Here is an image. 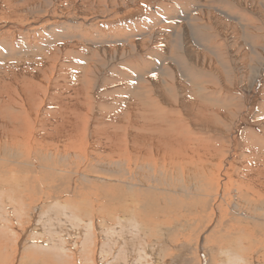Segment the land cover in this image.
<instances>
[{
	"label": "rangeland",
	"instance_id": "obj_1",
	"mask_svg": "<svg viewBox=\"0 0 264 264\" xmlns=\"http://www.w3.org/2000/svg\"><path fill=\"white\" fill-rule=\"evenodd\" d=\"M22 104L39 123L87 121L76 143L66 141L61 149L74 151L69 161L56 159L63 171L89 174L93 167L96 177L116 178L133 167L132 182L144 186L149 178L141 167H165L176 180L182 167H194L196 179L208 170L213 183L223 167L231 170L235 200L245 185L264 184V0H0V105L21 113ZM88 157L95 165L85 164ZM7 159L9 167H18L15 158ZM67 183L63 189L79 186L85 193L75 179ZM69 194L54 198L66 202ZM25 195V201L36 200ZM83 196L72 200L78 204ZM198 198L170 195L167 205L185 212L186 222L164 225L166 244L152 237L142 241L152 249L160 243L163 264L196 260L193 247L208 215L195 213L202 206ZM218 212L210 218L213 225ZM9 216L8 228L15 219ZM22 221L15 223L20 231ZM7 245L5 254L13 253L14 240ZM203 253L199 258L207 264Z\"/></svg>",
	"mask_w": 264,
	"mask_h": 264
},
{
	"label": "bare ground",
	"instance_id": "obj_2",
	"mask_svg": "<svg viewBox=\"0 0 264 264\" xmlns=\"http://www.w3.org/2000/svg\"><path fill=\"white\" fill-rule=\"evenodd\" d=\"M23 106L22 104L19 108L21 113H17L14 112L17 109L15 106L0 105V264H97V262L98 264H126L127 262L149 264V256L154 264H163L164 252L163 250L158 252L160 243L153 249L152 246L143 247L141 243L145 237H152L159 240L161 245L166 244L169 234L162 235L166 232L164 225L171 226L174 220L184 219L183 221L186 222L187 218L182 215L185 212L179 215V208L178 212L172 207L177 206L176 204L171 203L172 206H168L166 203L170 195L185 194H191L197 200L198 197L202 198L203 200H200L202 206L197 207V211L194 209L195 213L202 214L206 210L208 214L204 231L201 232L196 247H193L197 253L195 257L193 252L196 260L193 259L187 264H202L199 254L205 253L206 250V254H203L209 260L207 264H264V184L245 185L246 190H239L234 200L229 182L230 178L232 180L231 170L223 169V167L222 173L217 175L214 183L210 178L211 172L208 170L206 175L204 170L200 171L202 173L196 179L197 175L194 177H192L193 174L191 175L194 167H182V173L176 175V180L173 175L170 176L166 172L165 167H141V171L147 173L145 174L147 178L154 179L155 186L147 184L150 182L149 179H146L149 182L143 184L144 186L142 184L140 186L139 183L135 185L132 181L137 179V174L133 167H127L126 173H119L116 178L94 176L98 166L94 169L96 171L94 174L93 167L91 169L88 167L90 171L88 169L86 172L89 174L82 173L86 169L81 172L79 168H76L77 171L73 169L63 171L64 169L58 168L60 162L56 159L64 156V160L69 161L74 151L63 153L61 149L66 141L70 146L76 143L74 137H78V132L83 134L87 121L77 122L75 118H62L63 120L58 118L61 123L55 121L39 123V117H30V112ZM55 125L60 126L58 132L53 129ZM46 128L50 129L46 131ZM84 138L87 139L86 134ZM2 155L15 158L18 167H9L8 159ZM72 157L76 159L77 154ZM126 160L128 161V158ZM91 162L89 157L85 160L87 165ZM21 172L26 176L16 178V174ZM152 173L154 175H151ZM9 174L12 175L9 176ZM73 179L85 187V193L79 186L77 187L80 191H75L77 187L73 189L69 186L63 189L64 182L68 184L67 182ZM179 180L184 184L177 185ZM197 180L199 181L196 183ZM191 181L196 183H193L196 188L191 186ZM13 182L18 183L16 188ZM154 191L156 192L153 193ZM59 192L61 195L70 193L71 200L67 197L68 201L63 202L54 198L57 197L54 194L59 195ZM26 193L30 199H33V196L36 197L35 202L34 200L25 201ZM19 194L22 196L19 197ZM81 195L85 196L80 198L78 204H75L74 200ZM182 198L179 197L177 201L180 205H183L185 201V198ZM218 211L222 214L220 221L216 218L213 225V222L210 223V218L215 212L218 215ZM10 214L12 217L15 216V219L8 228L7 217ZM21 220H24L21 224L25 226L20 231L15 223ZM30 229H32L31 232H29ZM169 230L171 233L174 229ZM77 238L81 242L76 241ZM10 239L14 240L15 248L13 253L5 254L8 247L7 240ZM20 246L22 251L18 258L17 251L21 249ZM200 247H203L201 252H199ZM29 251H35L45 257L49 256V259L46 262L35 258L34 254L30 256ZM186 253L188 255L191 252L187 249ZM110 256H112L111 261L108 258ZM181 256L185 254L182 252ZM181 258L173 264H183L180 262Z\"/></svg>",
	"mask_w": 264,
	"mask_h": 264
}]
</instances>
